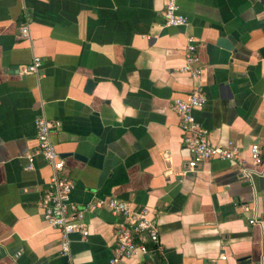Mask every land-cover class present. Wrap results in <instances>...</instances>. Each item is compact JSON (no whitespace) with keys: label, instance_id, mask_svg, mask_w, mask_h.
Instances as JSON below:
<instances>
[{"label":"crops","instance_id":"1","mask_svg":"<svg viewBox=\"0 0 264 264\" xmlns=\"http://www.w3.org/2000/svg\"><path fill=\"white\" fill-rule=\"evenodd\" d=\"M164 1L0 0V264H107L114 249V219L100 209L59 254V231L37 207L50 169L35 156L24 170L39 116L59 123L50 141L73 202L151 212L159 249L143 264H264V3L175 0L187 18L175 28L163 25ZM226 36L231 51L216 45ZM188 37L206 98L193 116L211 146L233 141L243 164L214 159L179 176L188 156L170 104L197 85L177 73ZM33 57L38 75L22 74Z\"/></svg>","mask_w":264,"mask_h":264},{"label":"built area","instance_id":"2","mask_svg":"<svg viewBox=\"0 0 264 264\" xmlns=\"http://www.w3.org/2000/svg\"><path fill=\"white\" fill-rule=\"evenodd\" d=\"M263 2L264 0H253ZM164 27H184L187 18L179 12L175 0H165L163 3ZM19 35L27 37V25L21 24L18 28ZM41 61L33 57L22 68V74L38 75ZM177 73L186 75L197 82L196 87L185 100L174 99L170 104L171 111L177 117L178 129L181 133V144L186 151L188 159L179 176L196 171L202 164L211 160L233 162L243 164L238 155L237 145L233 141H227L223 145L211 146L207 139L208 132L194 118L193 112L200 110L206 103L205 95L199 82L202 79L203 69L196 51L194 40L186 39L184 47L183 63L177 68ZM35 130L36 148L32 154L25 155L26 164L24 170L33 169L34 157L50 169V177L37 202L41 216L48 228L59 231V254L69 255V237L77 234L80 239L88 235L84 216L86 213L105 209L114 219L113 236L114 249L107 260V264H143L141 259L150 251L159 249L156 223L151 218V212L146 208L133 209L126 202L116 199H95L83 205H78L71 200L73 181L63 172V161L55 151L50 135L59 129V123L44 117H36L33 120ZM251 165L257 167L261 163L259 146L252 144L249 149ZM244 175L247 173L243 171ZM243 212H248L247 207H241ZM257 222L249 219L248 223ZM218 260H224L220 255Z\"/></svg>","mask_w":264,"mask_h":264},{"label":"water","instance_id":"3","mask_svg":"<svg viewBox=\"0 0 264 264\" xmlns=\"http://www.w3.org/2000/svg\"><path fill=\"white\" fill-rule=\"evenodd\" d=\"M216 45L227 50V51H231V50H233V47L235 45V41L230 36L219 37L216 40ZM86 85H87L88 89H90L92 87L93 83L91 81H87Z\"/></svg>","mask_w":264,"mask_h":264}]
</instances>
